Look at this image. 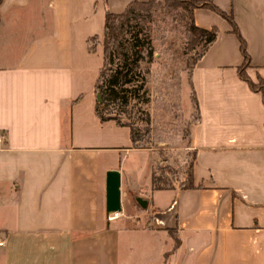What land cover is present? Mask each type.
Here are the masks:
<instances>
[{"label":"crops","instance_id":"1","mask_svg":"<svg viewBox=\"0 0 264 264\" xmlns=\"http://www.w3.org/2000/svg\"><path fill=\"white\" fill-rule=\"evenodd\" d=\"M130 1L0 0V264H123V245L157 246L162 264H264V103L238 76L230 24L206 8L191 11L196 27L216 28L190 69L192 186L149 189L146 226H127L121 157L137 148L94 113L101 49L88 46L105 11ZM205 1L233 17L248 76L264 79V0ZM108 170L120 175L113 215Z\"/></svg>","mask_w":264,"mask_h":264},{"label":"rangeland","instance_id":"2","mask_svg":"<svg viewBox=\"0 0 264 264\" xmlns=\"http://www.w3.org/2000/svg\"><path fill=\"white\" fill-rule=\"evenodd\" d=\"M140 1L147 2L137 9L143 21L142 29L150 35L153 54L150 62H142L149 99L146 107L149 142L121 157L128 180L124 189L132 204L131 219L126 221L130 229L146 226L149 189L180 187L186 182L192 160L189 126L197 117L190 89V69L204 45L187 29V0ZM89 44L94 47L98 44L101 49V41L94 39ZM149 247L135 246L130 253L123 245V264H162L157 256L158 247Z\"/></svg>","mask_w":264,"mask_h":264},{"label":"trees","instance_id":"3","mask_svg":"<svg viewBox=\"0 0 264 264\" xmlns=\"http://www.w3.org/2000/svg\"><path fill=\"white\" fill-rule=\"evenodd\" d=\"M146 4L147 2L132 0L120 13L105 11L101 39V64L93 86L95 115L100 122L112 121L117 126L127 127L133 148L143 147V143L149 142L146 135L148 123L146 107L149 99L144 87L145 78L142 62H150L153 53L150 35L147 30L142 29L143 21L140 19L137 9L138 6ZM185 5L189 12L187 29L194 37L204 43L203 49L196 55L192 66L216 36L215 27L206 30L193 24L192 9L206 8L214 11L230 24L231 32L239 40L240 51L243 56V62L237 69L238 76L247 83L252 91L261 94L264 103V79L258 77L257 81H253L248 76L246 69L250 65V58L245 41L240 35L233 17L205 0H187ZM94 39V37L91 38L89 42ZM93 50L94 46L89 44L88 51ZM192 100L197 115V104L194 96ZM137 113L138 115H136ZM123 117L126 119L125 121L122 120ZM181 186H192L191 163L188 167L186 182L182 183ZM163 188L161 186L154 187V189Z\"/></svg>","mask_w":264,"mask_h":264},{"label":"water","instance_id":"4","mask_svg":"<svg viewBox=\"0 0 264 264\" xmlns=\"http://www.w3.org/2000/svg\"><path fill=\"white\" fill-rule=\"evenodd\" d=\"M120 175L118 170H108L105 172L104 179V209L107 214L119 213L120 193H119ZM142 203H144L142 201Z\"/></svg>","mask_w":264,"mask_h":264},{"label":"built area","instance_id":"5","mask_svg":"<svg viewBox=\"0 0 264 264\" xmlns=\"http://www.w3.org/2000/svg\"><path fill=\"white\" fill-rule=\"evenodd\" d=\"M0 142H1V138H0ZM112 216H108V219H110ZM2 244V241H0V245Z\"/></svg>","mask_w":264,"mask_h":264}]
</instances>
